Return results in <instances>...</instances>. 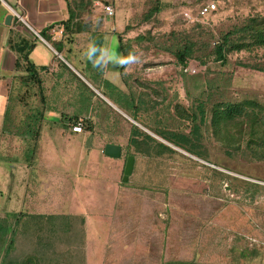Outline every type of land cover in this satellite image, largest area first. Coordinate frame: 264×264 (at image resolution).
Returning a JSON list of instances; mask_svg holds the SVG:
<instances>
[{
  "label": "rangeland",
  "instance_id": "rangeland-1",
  "mask_svg": "<svg viewBox=\"0 0 264 264\" xmlns=\"http://www.w3.org/2000/svg\"><path fill=\"white\" fill-rule=\"evenodd\" d=\"M77 1L80 22L113 27L117 33L125 27L121 39L128 46L127 52L144 60L139 70H169L171 115L170 121H165L167 134L162 135L189 137L195 155L176 147L174 153L155 159L139 154L128 183L166 194L159 221L165 222L171 232L173 261L179 258L176 240L180 228L185 227L183 223L188 222L187 228H195L193 220H204L200 228L205 229L194 240L189 239L187 264H264V146L258 147L260 141L249 133L247 118L242 130L230 125L228 133L215 132L210 120L215 104L246 101L255 102L256 115L264 119V49L230 53L225 65L216 62L211 53L213 41L221 33L241 27L248 18L264 17V0ZM207 3L215 4L214 12L194 22L183 19L184 12L195 17L199 7ZM107 4L114 7V17L102 13L101 6ZM187 38L198 44L194 58L190 59L200 67L194 75H183L173 55L176 46ZM111 48L112 54L119 55L116 42ZM15 98L6 121L12 126H18L26 116L21 113L19 95ZM130 103L127 101V105ZM5 105L6 99L0 95V218L5 216L3 210H12L10 217L0 224L7 234L0 247L1 263L102 264L108 256V264H115V246H107L108 233L99 221L90 219L84 233L78 230L79 219L49 216L56 212L53 200L59 193L58 185L62 193L70 184L92 185L102 179L101 175L89 177L85 168L89 151L97 159H90L96 165L101 166L98 160L104 158L93 152L96 146L92 138L82 146L83 150L78 144L71 146L74 157L69 161L64 159L63 143L56 144L54 157L42 154L30 159L33 145L20 138L19 128L13 130L17 136L1 135ZM200 105L204 109V124H199ZM184 112L190 117L185 118ZM195 115L199 124L196 136L190 133ZM231 133L237 142L232 146L227 142ZM104 171L107 167L102 165L98 173ZM35 185L41 191L34 190ZM40 199L44 202L33 204ZM36 214L44 215L33 216ZM209 220H220V224L208 231L211 225L207 223L213 222ZM249 238L255 243L251 244ZM9 240L12 244L7 249Z\"/></svg>",
  "mask_w": 264,
  "mask_h": 264
},
{
  "label": "crops",
  "instance_id": "crops-1",
  "mask_svg": "<svg viewBox=\"0 0 264 264\" xmlns=\"http://www.w3.org/2000/svg\"><path fill=\"white\" fill-rule=\"evenodd\" d=\"M77 2L0 0V95L6 99L1 135L17 136L13 130L19 128L20 138L25 143L36 145L33 159L42 154L54 157L56 144L63 143L66 145V161L74 157L71 146L78 144L83 150L82 146L92 138L96 146L93 152L103 155L104 158L98 161L107 167L108 173H98L102 165L91 162L90 159L96 158H92L89 151L85 163L87 175L92 178L101 175L102 179H97L92 185L86 182L70 184L67 188L64 186L62 193L58 185L59 193L53 200L56 212L46 215L79 219L78 230L84 233H87L90 219L99 221L108 233L107 246L109 243L115 246V264H187L189 239L194 240L193 237L205 229L200 228L204 220H193L195 223L191 224L195 228H187L188 222L183 223L185 227L180 228L176 240L179 258L173 261L171 232L167 231L165 222L159 221V214L166 206V194L129 185L133 172L127 182L122 180L128 153H134V162L139 159L140 153H135L128 143L133 126L159 143L170 144L158 134L166 132L165 121H170L169 70H139L138 66L144 62L139 58L128 63L124 69H120L123 63L114 60H109L103 68L94 66L86 55L93 44L123 60L119 38L125 27L117 33L113 27L102 24L66 23L71 13L75 17L81 15ZM8 15L12 17L6 24ZM114 42L118 45L119 55L111 53ZM23 53H27L29 62L35 67L36 80L40 82L32 89H28L31 85L23 83L27 72L23 68L15 69V63ZM17 95L21 113L26 116L18 126H12L4 121V117ZM127 101L130 104L127 105ZM77 122H81V133L71 130ZM143 138L142 134L138 137L139 140ZM107 144L121 147L119 158L104 155ZM82 154L83 151H80L79 159ZM164 155L145 154L144 157L155 159ZM39 188L35 185L33 189ZM36 192L33 191V194ZM43 202L44 199H40L33 204ZM11 211L3 210L5 216L0 218V224L10 217ZM40 215L44 214L33 216ZM209 221L213 222L207 223L211 225L208 231L220 224V220ZM107 258L102 264L110 262Z\"/></svg>",
  "mask_w": 264,
  "mask_h": 264
},
{
  "label": "trees",
  "instance_id": "trees-1",
  "mask_svg": "<svg viewBox=\"0 0 264 264\" xmlns=\"http://www.w3.org/2000/svg\"><path fill=\"white\" fill-rule=\"evenodd\" d=\"M93 0H88V3L92 2ZM158 11V10H157ZM79 17H75L74 14L71 13L69 16V19L66 21L68 24H76V25H88L87 23H82L78 19ZM194 24V23H193ZM198 27L197 24H194ZM119 46L121 50V54L123 57V60H125L131 53L127 52L128 46L124 44L123 40L119 38ZM198 44L191 40L190 38H187L181 45L176 46L173 55L177 61V63L183 67L186 64H191L197 66L192 60L194 58V54L197 50ZM255 49H264V17H251L248 18L241 27L239 28H233L232 30L221 33L219 38L215 39L213 41V48H212V55L214 56V60L216 62H219L221 65H225L227 63V56L230 53L233 52H240V51H253ZM19 61L15 63V69L23 68L25 72H27L28 76L27 79L24 80L25 85H31L28 89L35 88L36 84H39L40 82L36 80V70L35 67L29 62L27 58V53L20 54ZM22 62V64H21ZM128 63H123L122 67L120 69H124ZM199 67V65L197 66ZM200 68V67H199ZM253 70L261 71L262 69L258 67H253ZM264 72V70H263ZM183 74V73H182ZM185 75V74H183ZM255 106V102L246 101L243 103H236V104H230L229 102L226 103H218L215 104L214 108L211 111V117L210 120L212 121V125L215 129V132H226L228 126L232 127H240L242 130L243 124L245 121H243L245 118L248 119L249 122V133L255 137L256 140H259L260 143L257 141L258 147L264 146V119L256 115V110L253 109ZM199 109V124L205 123L204 118V109L203 105H200L198 107ZM10 108H7V111L5 112L4 121L8 122L9 119V113ZM250 110V111H248ZM186 112L183 113L186 117H190ZM182 115V116H183ZM184 117V116H183ZM35 120L36 117H33ZM33 119H30L31 121ZM193 119V128L191 129V135H197L199 130V124H196L197 116H192ZM4 128V126H3ZM29 131L31 129L29 128ZM143 135V139L139 140L138 137L140 135ZM163 132H159V137H161L163 140L167 141L171 145H173L176 148H179L181 150H184L187 153H190L192 155H195V152L193 151L194 146L192 144V140L184 135L179 134H173L168 133V135L165 137ZM167 133H165L166 135ZM165 138H164V137ZM233 134L231 133V138L227 139V142H231V146L234 144H237L235 140L233 139ZM129 147H133L135 153L140 154H146V155H160L162 153H174V150L170 147L157 142L153 138L149 137L148 135L143 134L140 132L138 128L135 126L132 127L130 138H129ZM36 149V145H33V149L31 150L29 154L32 157L34 155ZM128 155H134V153L129 152ZM6 233L5 230L0 229V247L4 243ZM6 248L9 249L10 245L12 244V241L9 240ZM1 264H4L1 263ZM13 264H19L18 262Z\"/></svg>",
  "mask_w": 264,
  "mask_h": 264
},
{
  "label": "built area",
  "instance_id": "built-area-1",
  "mask_svg": "<svg viewBox=\"0 0 264 264\" xmlns=\"http://www.w3.org/2000/svg\"><path fill=\"white\" fill-rule=\"evenodd\" d=\"M98 5V4H96ZM215 4L214 3H207L203 6H201L195 15V17L191 16L189 12H184L183 13V19L186 22H194L197 21L198 19L204 18L207 16L209 13H212L215 11ZM101 11L102 13L107 16V17H114L115 15V10L112 5H102L101 6ZM181 72L185 75H194L199 72V67L191 64H186L183 67L180 68ZM72 132L75 133H81L82 132V125L81 122H77L74 126L71 127ZM250 243H255V240L249 238ZM264 245V243H262Z\"/></svg>",
  "mask_w": 264,
  "mask_h": 264
},
{
  "label": "clouds",
  "instance_id": "clouds-1",
  "mask_svg": "<svg viewBox=\"0 0 264 264\" xmlns=\"http://www.w3.org/2000/svg\"><path fill=\"white\" fill-rule=\"evenodd\" d=\"M97 53H100L97 56ZM86 55L88 59L93 63L94 66H99L103 68L109 62V60H114L117 63H133L136 60L135 55L130 54L125 60H120L114 55H109L106 50L98 49L94 44L90 45Z\"/></svg>",
  "mask_w": 264,
  "mask_h": 264
},
{
  "label": "water",
  "instance_id": "water-1",
  "mask_svg": "<svg viewBox=\"0 0 264 264\" xmlns=\"http://www.w3.org/2000/svg\"><path fill=\"white\" fill-rule=\"evenodd\" d=\"M11 17H12L11 15H8L6 17L5 20L6 24L10 23ZM167 146L170 147L171 149H175V147L170 144H167ZM103 153L105 156L110 158H119L121 155V147L113 144H107L104 147ZM133 165H134V157L132 155L127 156L123 170V177H122L123 182H127L128 177L132 173Z\"/></svg>",
  "mask_w": 264,
  "mask_h": 264
}]
</instances>
